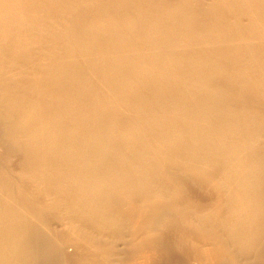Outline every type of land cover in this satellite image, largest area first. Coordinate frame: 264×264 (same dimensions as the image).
<instances>
[{"label": "bare ground", "instance_id": "1", "mask_svg": "<svg viewBox=\"0 0 264 264\" xmlns=\"http://www.w3.org/2000/svg\"><path fill=\"white\" fill-rule=\"evenodd\" d=\"M132 219L264 264V0H0V264H111Z\"/></svg>", "mask_w": 264, "mask_h": 264}, {"label": "rangeland", "instance_id": "2", "mask_svg": "<svg viewBox=\"0 0 264 264\" xmlns=\"http://www.w3.org/2000/svg\"><path fill=\"white\" fill-rule=\"evenodd\" d=\"M13 169H15L14 171L16 173L19 172L15 167H13ZM14 176L19 177V175L16 176L15 174H14ZM29 187L31 188L30 190L32 192V187L31 186H29ZM208 194H209V192L207 194H203V196L205 195L202 198L204 201L200 198V202L204 203V202L209 201L210 198L212 197V193L209 194V196L211 195L210 198H206V197H209ZM32 197H35V194H32ZM162 202H164V201L162 200ZM54 214H55L54 217L52 216L53 218H51L52 220H50V224L52 226L50 224H49V226L51 228L53 227L52 228L53 230H58L57 235L61 241L62 249L64 250V252L68 256L70 255V257L74 258L76 254L78 255L76 248L73 245L74 243L71 244L72 242H70V241L67 243V240L69 239V236H71V233L69 232L68 228L65 227L64 221L61 220L60 217L57 216L58 213H54ZM129 226H130V228H129ZM129 226H128V231L126 232V234H127L126 237L118 238V240L114 241V244L110 245L109 250H108L109 256H110V263L111 264H165L161 260V258L158 254L151 255L149 253H143L141 251L140 247H142V244L137 245V243L142 238L141 231L139 228H137L133 219H132L131 223L129 224ZM166 236L169 238V240H173V238H174V235L171 232L166 233ZM55 240L58 241L56 238H55ZM199 246L201 248L211 249V246L207 243L199 244ZM172 249L173 250H171V251H169L167 249V251L169 254H172L173 257L176 256L175 257L176 260L179 259L180 257H183L184 260H188V264H190V263L191 264H201L202 261L204 260L201 258L198 259L196 257V254H194L196 258L193 257V254H192L193 252L192 253L186 252L187 249L185 247H178V248H172ZM181 254H183L184 256ZM177 255H179V256H177ZM185 256H187V257H185ZM216 256H217V254L215 252L213 260L216 258ZM172 261H173V263H172ZM172 261H170L172 264H178L175 260H172ZM189 261H190V263H189Z\"/></svg>", "mask_w": 264, "mask_h": 264}]
</instances>
